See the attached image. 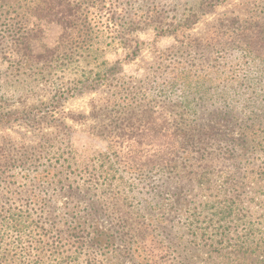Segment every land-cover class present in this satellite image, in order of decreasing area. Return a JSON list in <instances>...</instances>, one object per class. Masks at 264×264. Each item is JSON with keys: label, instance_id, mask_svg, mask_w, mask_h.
I'll return each mask as SVG.
<instances>
[{"label": "rangeland", "instance_id": "1", "mask_svg": "<svg viewBox=\"0 0 264 264\" xmlns=\"http://www.w3.org/2000/svg\"><path fill=\"white\" fill-rule=\"evenodd\" d=\"M69 2L62 38L34 15L41 0H0V216L31 230L0 245V264H58L53 241L82 237L96 264H264V0ZM160 20L173 26L156 36ZM175 63L191 68L196 113L181 125L195 147L173 143L171 170L147 164L145 143L128 165L108 158L109 136L162 100L153 88Z\"/></svg>", "mask_w": 264, "mask_h": 264}, {"label": "trees", "instance_id": "2", "mask_svg": "<svg viewBox=\"0 0 264 264\" xmlns=\"http://www.w3.org/2000/svg\"><path fill=\"white\" fill-rule=\"evenodd\" d=\"M41 6H37L34 8L33 13L36 17L49 21L55 22L60 25L62 29L61 37L65 38L68 34H71V30L73 29V19L76 14L75 8L69 2V0H41ZM89 11V10H85ZM86 12L84 15H87ZM91 14V13H90ZM115 10L104 9L98 12L99 22L110 26L111 28H115L117 25V18H114ZM106 16V18H104ZM150 16V8L147 10L146 18L149 19ZM88 19V18H87ZM89 20V19H88ZM86 21V20H85ZM158 25L154 27L156 36H162L164 33L170 31V27L173 26V23L165 24L163 21H158ZM175 28L179 26L174 25ZM188 26V25H187ZM24 36L20 38V42L22 46V55L25 57H33L30 46L26 43L23 44ZM167 54L164 59H168ZM34 58L37 60H41V56L37 55ZM163 79L158 81L156 86L153 89H158V93L162 97V100H158L159 102H147L140 106V108H136L135 114L133 116H128L125 120L126 123H123L124 126H118L120 129L116 130L117 132H113L109 137H113V143L108 147V150L111 151L108 153V158L112 159L114 157L116 160L123 162L128 165L130 161H134L139 159L136 155L139 151V148L142 143L147 145V150L145 152V158H147V164L158 166L159 168L166 167L168 170L171 167L172 161H174L175 169H177L179 163L172 156L171 145L177 144L180 142L181 146L179 150L183 149L187 154H190V151L195 147L197 143L198 134L193 130V126L189 123L188 125H181L185 122V120H189V117L196 113L194 106V98L190 96L191 88H192V74L191 68H186L179 70L176 63L169 64L163 68ZM99 77V75H97ZM194 89V88H193ZM155 91V90H154ZM176 95L177 99H173L172 97ZM175 100V101H174ZM176 106L178 107L177 112ZM179 116V117H178ZM2 117V116H0ZM176 118L179 120L180 127H175L176 133L179 134L178 138L176 136L172 139L173 142L170 141L169 131L172 129V125L177 123ZM134 122L138 124L136 129L139 132L136 135V132H132L128 139L131 137L136 138L135 145H133L135 150L133 153L120 155L121 149L120 146L113 147V145L121 143L124 141V137L129 134V130ZM140 126V127H139ZM112 133V132H111ZM162 138H167L168 143L160 144L159 140ZM159 139V140H158ZM171 142V143H170ZM156 147V148H155ZM177 150V148H175ZM179 156V153H178ZM171 170V169H170ZM45 176V175H44ZM104 178H107L105 176ZM29 225L26 224V217L24 214H18L14 212V210H7L3 216H0V245L7 241L9 245L12 244L13 247L19 245L24 237L28 236L31 233V230H28ZM9 233V235L7 234ZM7 234V235H5ZM53 241L54 250L58 248L63 249V256L61 253H57L56 261L58 264H80V258L82 257V262L84 264H96V259L92 256V253L89 252L90 247L88 246V241L85 238H80V240L72 241V243L66 242H58ZM67 246V249H66ZM59 252V250H58ZM84 253V254H83Z\"/></svg>", "mask_w": 264, "mask_h": 264}]
</instances>
